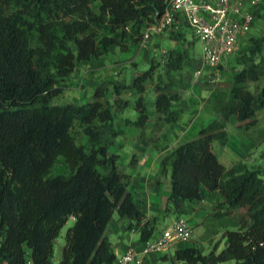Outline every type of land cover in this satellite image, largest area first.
Returning a JSON list of instances; mask_svg holds the SVG:
<instances>
[{
    "label": "trees",
    "instance_id": "obj_1",
    "mask_svg": "<svg viewBox=\"0 0 264 264\" xmlns=\"http://www.w3.org/2000/svg\"><path fill=\"white\" fill-rule=\"evenodd\" d=\"M165 5L166 0H0V264H51L54 241L68 218L73 223L56 264H112L116 254L106 228L114 210L129 219L127 227H135L141 240L154 235L155 217H146L128 188L130 177L116 163L117 154H107L109 135L120 131L110 104L52 99L81 61L140 41ZM253 13L252 25L257 18L264 21V0ZM179 26L166 31L169 38L186 39V29L192 31L183 17ZM199 64L188 46L167 49L153 84L157 119L178 120L182 108L174 102ZM156 66L150 61L133 76L138 116L125 123L143 129L152 119L143 92ZM262 77L264 28L236 54L228 88L214 91L217 116L162 157L161 171L170 165L166 207L182 215L190 200L217 191L222 199L213 215L233 225L224 231L226 244L219 251L217 243L208 252L186 244L164 257L183 264H264V178L244 160L224 164L212 148L214 140L227 141L231 115L257 121L264 85H250ZM76 123L84 143L72 133Z\"/></svg>",
    "mask_w": 264,
    "mask_h": 264
},
{
    "label": "rangeland",
    "instance_id": "obj_2",
    "mask_svg": "<svg viewBox=\"0 0 264 264\" xmlns=\"http://www.w3.org/2000/svg\"><path fill=\"white\" fill-rule=\"evenodd\" d=\"M263 28L264 21L257 18L248 32L239 39L237 51L223 59L222 63L217 66L219 80L216 84L204 80L197 83L191 81V85L182 91V97H187L189 94L193 96L191 100L189 99L192 101L191 105L185 106L178 120L174 122H164L154 116L157 113L153 112V100L156 96L153 84L158 80L159 63L163 58L161 56L162 48L188 46L192 55L200 61V43L189 29H186V39L173 40L169 38L166 32L161 35L154 34L147 48L141 47L139 41L128 44L125 48L112 46L110 51L101 57L81 61L65 80L66 86L62 92L53 97L52 102L56 104L67 101L86 103L95 99L110 104L113 113V126L120 129V131L109 135L110 142L107 145V154H117L116 163L130 177L128 188L133 192L140 207L148 213L145 212L146 217H155L153 234L168 225L177 216L171 206L166 207L164 200V196H166V192L170 187V165L167 164L166 170L161 171L162 157L175 145L195 137L200 128L206 126L217 116L212 109L211 98L214 91L217 88H228L231 72L235 69L236 54L246 43L249 36L260 34ZM150 61L158 63V66L154 67L152 78L145 81L143 95L145 105L153 114V117L142 129V127L134 124L125 123L124 119H135L138 116L135 102L139 93L131 85V80L134 75L148 68ZM163 77L165 78V76ZM262 85H264V77L251 83L250 87L256 89ZM174 104L181 107L178 100ZM254 117L257 118L256 122H250V118L243 120L231 115L225 122V129L228 134L227 141L221 143L219 140H214L212 148L224 164L230 165L235 161L244 160L249 167L259 169V175L264 178V106L256 111ZM72 133L76 142L84 143L86 141V135L81 124H74ZM166 144L168 145L167 149L161 151V148ZM135 156L138 158L146 157L148 160L144 164L143 162H135ZM151 192L156 194V197L151 198L155 200L156 204L151 199L149 201L148 194ZM217 198L219 201L222 199L219 195ZM219 201L213 203L205 200L201 203V206H195L194 209H200L197 213H193L192 209H189L187 213L182 214L191 224L193 234L184 242L172 246L167 253H173L177 246L199 245V242L201 247L199 249L204 252L212 249L215 243H217L216 251L221 250L226 243L224 231L226 228H232L233 225L223 223L222 220L213 215V211L219 209L216 205ZM121 218L124 225H126L129 219L120 217L117 210H114L107 225L106 234L112 244L117 239L127 238L129 233H132L135 237L139 235L138 230H127L123 227L114 229L113 225H120ZM72 223L73 219L68 218L60 228L54 241L51 264L60 261L65 231ZM133 223H135V220H133ZM227 263L221 262L220 264Z\"/></svg>",
    "mask_w": 264,
    "mask_h": 264
},
{
    "label": "built area",
    "instance_id": "obj_3",
    "mask_svg": "<svg viewBox=\"0 0 264 264\" xmlns=\"http://www.w3.org/2000/svg\"><path fill=\"white\" fill-rule=\"evenodd\" d=\"M262 0H166L163 12L149 22L141 32L140 46L147 48L151 37L166 31H177L180 17L186 20L200 43V64L193 70L192 83L219 80L217 66L235 53L239 39L254 20L253 8ZM167 49H161L162 60ZM136 231L137 229L133 227ZM193 234L186 217L177 215L153 236L141 241L140 247L131 244L116 255L112 264H183V261L163 255Z\"/></svg>",
    "mask_w": 264,
    "mask_h": 264
},
{
    "label": "crops",
    "instance_id": "obj_4",
    "mask_svg": "<svg viewBox=\"0 0 264 264\" xmlns=\"http://www.w3.org/2000/svg\"><path fill=\"white\" fill-rule=\"evenodd\" d=\"M192 91V90H191ZM191 98H193V96L191 95V94H189L187 97H181L180 98V100H178V102L180 101V106L181 107H179V108H182V110H183V108L185 107V106H188V105H191V102L192 101H190L191 100ZM190 99V100H189ZM175 105V104H174ZM177 107V106H176ZM173 129H174V127H173ZM167 147H168V145L166 144L164 147H162L161 148V151H164L165 149H167ZM135 159L136 160H134L135 162L137 161V162H143V164L144 163H146L147 162V158L146 157H136L135 156ZM149 163H151V162H149ZM168 171V170H167ZM167 173V172H166ZM166 177H167V174H166ZM144 180H146V178H144ZM135 181V180H134ZM147 181V180H146ZM157 181V180H156ZM156 185L154 184V187H155ZM168 192H169V190L166 192V196H164L165 198H164V200H165V203H166V197H167V194H168ZM152 195V196H151ZM154 195V196H153ZM148 197H149V201H151L152 200V202H154V204H156V202H155V200L154 199H151L152 197H156V194H153V192H151V193H149L148 194ZM218 197V193H217V191H212V192H210V193H208V194H206L205 195V197L204 198H202V199H193V200H190L189 202H188V205H187V209L189 210V209H192V212L193 213H197L200 209H194L195 208V206H201V203L202 202H204L205 200L206 201H212L213 203H214V201H219V199L217 198ZM151 199V200H150ZM139 204V203H138ZM140 206V205H139ZM158 207H159V205H158ZM143 210H144V208H142ZM148 209H149V207H148ZM154 209V208H153ZM160 209V208H159ZM188 210H187V212H188ZM144 212H146V210H144ZM146 214H148L147 212H146ZM200 222H201V220H200ZM113 227H114V229H116V228H119V227H123V228H126L127 230H133V231H135L133 228H128L127 227V224L126 225H124V222H123V220H122V218H121V223H120V225H117V224H114L113 225ZM122 238H120V239H117L116 240V242H114L113 244H112V242H111V246H112V248H113V250H114V252H115V254L116 255H118L119 253H121L124 249H125V247L127 246V245H129V244H131V245H133V246H135V247H140L141 246V239H140V237H139V235H138V237H135L132 233H129L128 234V236H127V238H124L123 240H121ZM226 244V243H225ZM196 245V244H195ZM197 246L199 247V248H201L200 247V242H199V245L197 244ZM201 251H202V249H200ZM204 252V251H203Z\"/></svg>",
    "mask_w": 264,
    "mask_h": 264
}]
</instances>
